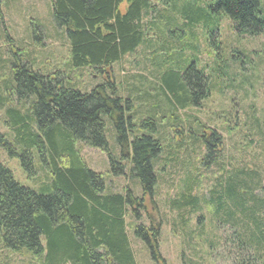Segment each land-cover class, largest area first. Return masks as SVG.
I'll return each mask as SVG.
<instances>
[{
	"label": "trees",
	"instance_id": "obj_1",
	"mask_svg": "<svg viewBox=\"0 0 264 264\" xmlns=\"http://www.w3.org/2000/svg\"><path fill=\"white\" fill-rule=\"evenodd\" d=\"M123 6H126L124 13L121 11ZM190 7L182 12L174 8L176 16L181 17L188 29L201 24L206 31L216 16L224 15L240 36L254 38L264 33V8L260 0H209L205 8ZM155 11H158L157 7L150 0L52 1L54 21L67 32L70 65L74 69L88 68L105 74L122 57L134 53L144 44V19ZM170 50L169 47L160 49L161 57L166 58L157 63L159 69L170 65ZM13 70L14 94L21 100H33L26 114L16 109H8L6 113L15 122V130L28 136L26 142L22 140L25 146H44L42 139L45 137L51 150L47 164L50 184L46 188L49 194L37 193L18 183L12 172L0 163V241L13 252L27 250L41 256L45 253L41 238L46 237L45 264H136L126 234L125 217L130 209L136 212L134 206L139 207L141 197L131 186L124 193L111 192L110 187L107 190L104 176L87 168L74 150V144L82 142L104 151L114 174L127 176L130 173L132 183L139 187L142 195L152 196L158 185L156 165L165 151L162 137L159 138L160 119L166 117L159 114L157 119L154 118L157 122L144 121L141 128L156 123V130L141 134L133 118L125 115L131 103L126 100V106H123L124 99L117 95L115 81L109 85L102 83L90 93H82L66 85L64 75H43L20 59L13 65ZM108 75L112 80L110 72ZM159 90L170 105L168 120L185 129L183 121L175 122L180 117L177 113L199 107L207 99L210 87L208 77L203 69H198L197 61L187 65L179 59L175 70L169 68L161 74ZM109 120L113 122L121 159L114 157L107 140ZM194 123L191 119L186 123L191 131L193 129L192 150H189V135L185 138L186 147L173 145L170 155L174 154L175 158L167 157L163 163L186 172L172 202L173 210L180 216L185 241L192 234L188 228L190 218L208 210L212 222L233 230L231 242L239 251L234 264H264V194L258 195L259 191L264 193V187L259 173L247 167L238 169L233 161L220 160V151L216 154L215 149L222 144L221 137L215 132L205 137ZM0 144L10 146L1 134ZM204 146L207 152L202 163L208 166L214 161L220 176L209 194L202 195L199 193V174L193 175L194 163L186 164L183 160L188 156L192 158L197 149L202 150ZM62 148L70 152L69 160L64 158ZM183 149L187 154L184 159L179 157ZM21 158L23 167L32 173L34 167L29 151H24ZM226 162L231 166L227 168ZM202 220V216L198 217L200 224ZM136 225L135 234L147 245L152 261L167 264L159 250L158 230ZM193 233L201 238L203 228ZM186 242L191 248L192 244ZM182 264L203 263L187 260Z\"/></svg>",
	"mask_w": 264,
	"mask_h": 264
},
{
	"label": "rangeland",
	"instance_id": "obj_2",
	"mask_svg": "<svg viewBox=\"0 0 264 264\" xmlns=\"http://www.w3.org/2000/svg\"><path fill=\"white\" fill-rule=\"evenodd\" d=\"M52 1L0 0V134L7 138L10 145L8 148L0 144V163L12 172L14 179L22 186L40 194H49L46 190L50 184L47 167L51 155L49 144L43 137L44 146H25L22 140L26 142L28 136L15 130V122L6 113L8 109H16L26 114L33 100L18 99L13 92V65L19 59L43 75H64L66 85L82 93H90L102 83L109 85V82L115 81L116 93L124 99L123 106H126V100L131 103L128 105L130 110L125 109V115L133 118L141 134L156 130V123L141 128L144 121H156L154 118L159 114L166 117H159L162 121L159 138L162 137L160 140L165 145V151L159 156L156 165L158 185L152 196L142 195L139 187L132 183L130 173L127 176L114 174L104 151L90 148L82 142H76L74 150L89 170L104 176L107 190L110 187L111 192L124 193L131 186L136 188L135 194L141 197L139 207L134 206L136 212L130 209L125 217L126 234L136 264H156L152 261L147 245L137 238L136 224L158 230L159 250L167 264H182L187 260L202 261L203 264H234L239 251L237 245L231 242L233 230L212 222V214L208 210L190 218L188 228L192 234L187 242L196 251L186 246L187 238L183 236L180 216L172 207L177 188L186 172L185 169L178 171L174 166L163 163L167 157L175 158L174 154L170 155L173 145L186 147L185 138L191 136L193 131L186 123L191 119L195 121L194 127L198 126L205 137H210L213 132L221 137L222 144L215 149L216 154L220 151V160L233 161L234 167L238 169L247 167L257 171L264 187V33L254 38L240 36L233 31L231 21L224 15L216 16L206 31L201 24L188 29L189 26H184L181 17L176 16L174 8L179 12L189 6L191 9H201L207 7L209 0H150L158 11L151 12L144 19V44L134 53L122 57L105 74L88 68L74 69L70 65L67 32L54 21ZM260 3L264 8V0H260ZM125 9L126 6H123L121 11L124 13ZM162 47L171 49V63L159 69L157 63L166 58L161 57ZM179 59L187 65L197 61L198 69L205 71L210 87L207 99L199 107H190L177 113L180 117L175 122L180 124L183 121L185 129L176 127L174 122L168 120L170 105L159 90L161 74L169 68L175 70ZM114 134L113 122L109 120L107 140L114 157L121 159L122 152ZM192 138L190 151L194 145ZM201 149H197L194 155L190 154L194 158L186 157L183 149V155L179 157H186L183 163H194L193 175L199 174V193L204 195L213 188L220 173L214 161L208 166L202 163L207 149L205 146ZM24 151H29L32 158V173L22 165ZM62 153L69 160L70 152L62 148ZM228 163L227 168L231 166ZM263 194L262 191L258 192L259 196ZM200 216L203 219L201 224L198 222ZM201 227L202 237H195L193 232ZM150 239L155 241L152 236ZM41 240L45 248L41 256L27 250L13 252L0 241V264H45L47 239L43 237Z\"/></svg>",
	"mask_w": 264,
	"mask_h": 264
}]
</instances>
